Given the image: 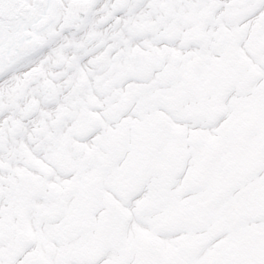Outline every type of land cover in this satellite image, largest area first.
<instances>
[{"label": "snow or ice", "instance_id": "1", "mask_svg": "<svg viewBox=\"0 0 264 264\" xmlns=\"http://www.w3.org/2000/svg\"><path fill=\"white\" fill-rule=\"evenodd\" d=\"M0 264H264V0H0Z\"/></svg>", "mask_w": 264, "mask_h": 264}]
</instances>
